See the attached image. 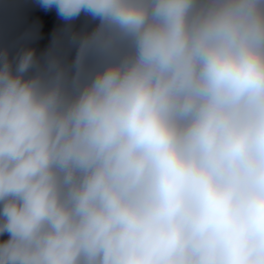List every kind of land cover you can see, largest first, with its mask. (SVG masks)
Masks as SVG:
<instances>
[{
    "label": "clouds",
    "instance_id": "1",
    "mask_svg": "<svg viewBox=\"0 0 264 264\" xmlns=\"http://www.w3.org/2000/svg\"><path fill=\"white\" fill-rule=\"evenodd\" d=\"M40 3L119 54L0 48V264H264V0Z\"/></svg>",
    "mask_w": 264,
    "mask_h": 264
},
{
    "label": "water",
    "instance_id": "2",
    "mask_svg": "<svg viewBox=\"0 0 264 264\" xmlns=\"http://www.w3.org/2000/svg\"><path fill=\"white\" fill-rule=\"evenodd\" d=\"M99 19L82 12L71 21L57 15L55 8L45 9L40 0H0V48L9 50L10 58L23 48H33L39 71L52 77L63 70L71 89L86 79L118 49H90L83 65L77 53L86 42L95 39Z\"/></svg>",
    "mask_w": 264,
    "mask_h": 264
}]
</instances>
